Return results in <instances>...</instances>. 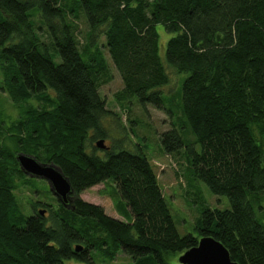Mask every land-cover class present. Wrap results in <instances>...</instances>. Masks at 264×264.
I'll use <instances>...</instances> for the list:
<instances>
[{"label": "trees", "instance_id": "16d2710c", "mask_svg": "<svg viewBox=\"0 0 264 264\" xmlns=\"http://www.w3.org/2000/svg\"><path fill=\"white\" fill-rule=\"evenodd\" d=\"M159 26L170 34L167 61L188 74L169 96ZM103 47L123 81L116 100L177 112L161 135L164 153L184 150L191 178L228 197L229 208L202 210L198 235L179 233L143 150L105 143L104 121L116 113L100 93L113 79ZM0 69L20 108L9 124L0 119V264H109L120 253L169 264L205 235L239 264H264V0H0ZM20 153L57 165L71 182L69 200L56 208L29 200L27 214L17 190L40 192L44 178L22 169ZM104 182L132 221L80 196Z\"/></svg>", "mask_w": 264, "mask_h": 264}, {"label": "rangeland", "instance_id": "374dc122", "mask_svg": "<svg viewBox=\"0 0 264 264\" xmlns=\"http://www.w3.org/2000/svg\"><path fill=\"white\" fill-rule=\"evenodd\" d=\"M36 23L40 25V27L43 26L37 19ZM77 24L81 28L80 35L84 37L88 29L84 19H79ZM159 30L162 44L161 57L169 75L172 76L170 85L162 90L166 96H169L181 90L183 80L188 74L177 72L167 61L164 45L170 38V34L164 31L161 26H159ZM41 36L49 41L47 33H43ZM104 41L105 38L102 37L101 43H104ZM102 50H104L106 60L110 65L113 79L101 86L100 93L107 100L108 108L116 113V115H109L105 119L106 122L104 121L110 136V138L107 137L105 143L112 145V140L119 141L123 142L124 147L131 151L136 152L140 149L143 150L158 174L159 181L170 203L173 218L179 233L182 236L190 233L198 235L197 226L202 218V210L205 207L227 209L230 207L228 197L226 195L214 194L204 181H194L191 178L190 173L187 171L188 161L184 150L178 155L164 153L161 135L171 128V121L175 118L177 112L174 111V114L170 115L166 110L159 109L152 104H148L144 107L135 96L123 102L116 100V92L123 87L122 77L115 67L107 48L103 47ZM53 59L56 63L61 62V57L56 53ZM3 85L4 78L0 69V119H3L9 124L19 116L20 108L12 101L9 94L4 91L2 88ZM166 106L172 108L169 105L167 97ZM179 114L181 115L182 113ZM256 134L259 136L258 131H256ZM195 146L197 151H201L200 144ZM97 152L100 151L97 150ZM39 181L42 182L40 183ZM38 182L40 184L37 189L40 190V192L34 193L30 188L25 186H21L17 190V195L23 206V210L27 214L32 212L29 207V200H32V202L43 201L45 203H50L55 208L60 203V200H58L56 194L51 190L47 180L41 179L38 180ZM113 187V184L110 182L100 183L85 190L80 196L88 202L102 205L106 213L113 217L120 218L127 222L132 221L133 215L132 212L129 211V208L126 207L123 202L122 207L118 206V202L122 201V199L119 194L114 195ZM31 189L35 188L31 187ZM110 192L113 193L111 194ZM41 208H48V206H41ZM50 209L54 208L50 207L47 209V211H45L47 215H50ZM168 262L169 264H182L179 261L178 254L169 255ZM65 264L88 263L66 260ZM96 264L105 263L97 261ZM109 264H134V261L128 255L120 253L116 260Z\"/></svg>", "mask_w": 264, "mask_h": 264}, {"label": "water", "instance_id": "95a60500", "mask_svg": "<svg viewBox=\"0 0 264 264\" xmlns=\"http://www.w3.org/2000/svg\"><path fill=\"white\" fill-rule=\"evenodd\" d=\"M99 147H105L104 140L97 142ZM22 169L32 175L44 178L48 181L51 190L64 202H67L73 193L71 182L63 171L53 163L38 161L35 157L20 153L18 155ZM45 209L40 212L45 214ZM83 245L79 244L76 250L79 251ZM182 264H239L233 260L229 249L212 235L202 236L198 244L187 249L179 256Z\"/></svg>", "mask_w": 264, "mask_h": 264}, {"label": "flooded vegetation", "instance_id": "af4514ba", "mask_svg": "<svg viewBox=\"0 0 264 264\" xmlns=\"http://www.w3.org/2000/svg\"><path fill=\"white\" fill-rule=\"evenodd\" d=\"M57 196V195H56ZM58 197V196H57ZM58 200H60V201H62L61 199H59V197H58ZM68 206H71V204H69Z\"/></svg>", "mask_w": 264, "mask_h": 264}, {"label": "bare ground", "instance_id": "6f19581e", "mask_svg": "<svg viewBox=\"0 0 264 264\" xmlns=\"http://www.w3.org/2000/svg\"><path fill=\"white\" fill-rule=\"evenodd\" d=\"M55 194V193H54Z\"/></svg>", "mask_w": 264, "mask_h": 264}]
</instances>
